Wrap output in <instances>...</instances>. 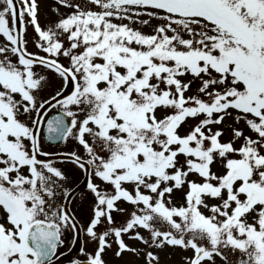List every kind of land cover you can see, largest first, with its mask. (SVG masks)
Instances as JSON below:
<instances>
[{"label": "snow or ice", "instance_id": "6c2138e0", "mask_svg": "<svg viewBox=\"0 0 264 264\" xmlns=\"http://www.w3.org/2000/svg\"><path fill=\"white\" fill-rule=\"evenodd\" d=\"M49 7L42 24L39 0H0V264H55L69 231L67 264H108L113 244L147 264L167 247L192 250L183 264H264V0ZM66 161L92 196L83 220Z\"/></svg>", "mask_w": 264, "mask_h": 264}, {"label": "rangeland", "instance_id": "374dc122", "mask_svg": "<svg viewBox=\"0 0 264 264\" xmlns=\"http://www.w3.org/2000/svg\"><path fill=\"white\" fill-rule=\"evenodd\" d=\"M40 2V20L42 24H47L49 21L55 19L57 13H55L50 7V4L56 3L57 0H39ZM82 3H87L88 0H81ZM93 7H95V5H93ZM61 11L62 12H66V11H70V9H65L63 7H61ZM161 21H159L156 18H153L151 23L144 26L143 30L145 32H150L152 30L153 25L160 23ZM139 26V25H137ZM35 32L34 29L32 28L31 25H28L27 27V34H26V38L28 39V47L29 49L33 50V51H37L38 49H36L35 44L33 43V37H35ZM5 38L2 36V34H0V44L5 43ZM14 58V57H13ZM37 69L40 71H43V69H40L39 66H37ZM60 81L59 79L54 78L52 81V87L55 88L57 85H59ZM241 127H243V122L240 123ZM239 144V141L237 142ZM44 147L46 148V150H48L51 153H58L61 150L63 151H71L75 148H77V142L74 140H69L67 143L61 142L59 144H45ZM59 165L65 170L66 175L68 177V183L65 184V187H72L75 184H77L80 180H82L83 176H82V170L79 169L74 163H72L71 161H66V162H58ZM220 167L219 163H217V165H214V169ZM192 176H196L195 173L191 174ZM86 192V184L83 186V188L77 193L76 196L73 197L72 201L69 202V207L71 209V211L75 212L77 214L78 217H80L81 220L85 219L88 215H90V207H91V203H92V196L91 193L87 194L86 198H81L82 194H84ZM177 199L180 198V193L177 192L176 194ZM58 200L62 201L63 200V196L58 194L57 197ZM122 206H126L129 210H131V205L127 204L124 205V202H121ZM54 206V205H53ZM114 217L116 218L117 222H121L125 217H127L128 212H113ZM86 239V238H84ZM72 233L69 231L68 233H66L65 235V244L60 246L58 249V253H63L66 250H68V248L71 246L72 243ZM126 240L128 243L133 244V245H138L141 248H144L145 246L138 240H130L127 239ZM89 249H91L93 247V244L91 242H89L86 245ZM116 247L115 244H113L112 248H109L105 251L104 253V258L107 260L108 264H147V261L145 259V253L141 252L139 255H136L134 253L131 252H125L122 256L117 257L116 255H114V248ZM154 251H158L160 253V258H161V262L162 264H183L182 261V255L183 254H190L191 253V249L187 250V253H184L182 249L180 248H171V247H167L165 249H153ZM79 246L78 248L74 251V254L67 258L66 260L58 263V264H67V261L72 259L73 257H77L79 256ZM238 256V253H237Z\"/></svg>", "mask_w": 264, "mask_h": 264}, {"label": "water", "instance_id": "95a60500", "mask_svg": "<svg viewBox=\"0 0 264 264\" xmlns=\"http://www.w3.org/2000/svg\"><path fill=\"white\" fill-rule=\"evenodd\" d=\"M50 143H54V142H50ZM80 186H81V184L78 187H80ZM78 243L79 242H76V244L73 247H71L68 251H66L65 253H63V256H60V255L57 256L56 257V260H55V263L60 262V261L64 260L65 258H67L69 255H71L72 252H73V250L77 247V244Z\"/></svg>", "mask_w": 264, "mask_h": 264}]
</instances>
